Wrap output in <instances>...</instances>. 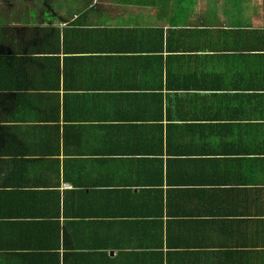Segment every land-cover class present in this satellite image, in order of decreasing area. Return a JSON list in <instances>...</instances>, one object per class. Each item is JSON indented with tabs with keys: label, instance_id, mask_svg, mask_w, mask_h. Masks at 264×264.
<instances>
[{
	"label": "crops",
	"instance_id": "0c3cea01",
	"mask_svg": "<svg viewBox=\"0 0 264 264\" xmlns=\"http://www.w3.org/2000/svg\"><path fill=\"white\" fill-rule=\"evenodd\" d=\"M0 264H264V0H0Z\"/></svg>",
	"mask_w": 264,
	"mask_h": 264
},
{
	"label": "rangeland",
	"instance_id": "374dc122",
	"mask_svg": "<svg viewBox=\"0 0 264 264\" xmlns=\"http://www.w3.org/2000/svg\"><path fill=\"white\" fill-rule=\"evenodd\" d=\"M245 10H246V11H249V10L252 11V7L249 6L248 9H245Z\"/></svg>",
	"mask_w": 264,
	"mask_h": 264
},
{
	"label": "trees",
	"instance_id": "16d2710c",
	"mask_svg": "<svg viewBox=\"0 0 264 264\" xmlns=\"http://www.w3.org/2000/svg\"><path fill=\"white\" fill-rule=\"evenodd\" d=\"M9 1H15V0H9Z\"/></svg>",
	"mask_w": 264,
	"mask_h": 264
}]
</instances>
